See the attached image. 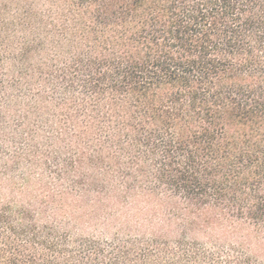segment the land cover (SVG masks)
I'll use <instances>...</instances> for the list:
<instances>
[{"label":"trees","instance_id":"trees-1","mask_svg":"<svg viewBox=\"0 0 264 264\" xmlns=\"http://www.w3.org/2000/svg\"><path fill=\"white\" fill-rule=\"evenodd\" d=\"M0 180V264H264V0H0Z\"/></svg>","mask_w":264,"mask_h":264},{"label":"rangeland","instance_id":"rangeland-1","mask_svg":"<svg viewBox=\"0 0 264 264\" xmlns=\"http://www.w3.org/2000/svg\"><path fill=\"white\" fill-rule=\"evenodd\" d=\"M1 182L2 181L0 180V184ZM5 192H7V189H2V190L0 189V197L5 198L6 196ZM89 209L90 208L86 205L84 206L82 210H79L78 212L73 213V214L70 213V215H72L73 217L74 216L79 217V225H80L79 228L80 229H78V231L88 233L89 231H91V229H93L94 225H91L90 223H88L89 218L93 219V217L89 215V212H90ZM255 253L264 257V242L255 244Z\"/></svg>","mask_w":264,"mask_h":264}]
</instances>
